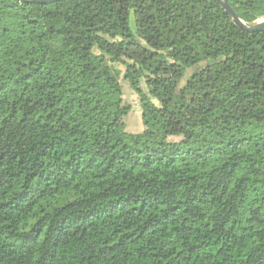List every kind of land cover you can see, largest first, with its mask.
<instances>
[{
	"label": "trees",
	"instance_id": "1",
	"mask_svg": "<svg viewBox=\"0 0 264 264\" xmlns=\"http://www.w3.org/2000/svg\"><path fill=\"white\" fill-rule=\"evenodd\" d=\"M0 264H264V29L218 0H0Z\"/></svg>",
	"mask_w": 264,
	"mask_h": 264
},
{
	"label": "rangeland",
	"instance_id": "2",
	"mask_svg": "<svg viewBox=\"0 0 264 264\" xmlns=\"http://www.w3.org/2000/svg\"><path fill=\"white\" fill-rule=\"evenodd\" d=\"M163 63L168 65L169 61H167L165 58L163 59ZM122 80L124 82V86L127 90L126 93V103H129L133 106L132 111L130 112V115L127 118V130L129 132H136L140 131L144 128L143 122H142V116H141V109L139 108V101L138 97L134 94L132 90L128 87V84L124 81L123 75ZM171 82L173 84H177L179 79L177 77H171Z\"/></svg>",
	"mask_w": 264,
	"mask_h": 264
},
{
	"label": "water",
	"instance_id": "3",
	"mask_svg": "<svg viewBox=\"0 0 264 264\" xmlns=\"http://www.w3.org/2000/svg\"><path fill=\"white\" fill-rule=\"evenodd\" d=\"M18 1L27 2V3L48 4V3H53L59 0H18ZM218 1L222 5V7L225 9V11L228 13L230 18L243 30L248 31V32H255V31H260L264 29V18H260L251 23L245 22L239 17V15L233 9L231 4L229 3V0H218Z\"/></svg>",
	"mask_w": 264,
	"mask_h": 264
}]
</instances>
